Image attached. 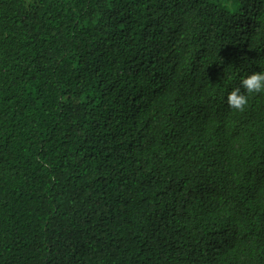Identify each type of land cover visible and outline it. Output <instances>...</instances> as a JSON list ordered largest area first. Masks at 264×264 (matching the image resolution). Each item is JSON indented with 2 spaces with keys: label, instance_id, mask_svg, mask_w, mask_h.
<instances>
[{
  "label": "trees",
  "instance_id": "obj_1",
  "mask_svg": "<svg viewBox=\"0 0 264 264\" xmlns=\"http://www.w3.org/2000/svg\"><path fill=\"white\" fill-rule=\"evenodd\" d=\"M261 71L264 0H0V264H264Z\"/></svg>",
  "mask_w": 264,
  "mask_h": 264
},
{
  "label": "clouds",
  "instance_id": "obj_2",
  "mask_svg": "<svg viewBox=\"0 0 264 264\" xmlns=\"http://www.w3.org/2000/svg\"><path fill=\"white\" fill-rule=\"evenodd\" d=\"M262 93H264V71L250 73L242 78L239 87L229 92L227 105L230 109L243 113L249 104L250 97Z\"/></svg>",
  "mask_w": 264,
  "mask_h": 264
}]
</instances>
